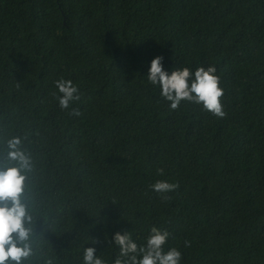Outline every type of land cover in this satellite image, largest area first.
Here are the masks:
<instances>
[{
    "label": "trees",
    "instance_id": "1",
    "mask_svg": "<svg viewBox=\"0 0 264 264\" xmlns=\"http://www.w3.org/2000/svg\"><path fill=\"white\" fill-rule=\"evenodd\" d=\"M156 56L168 72L215 67L226 116L170 110L146 80ZM61 77L82 116L60 110ZM11 135L28 138L36 234L60 223L34 264H81L83 247L112 264L105 237L143 245L153 226L180 264H264V0H0V141ZM157 180L179 185L169 200ZM85 229L96 243L77 240Z\"/></svg>",
    "mask_w": 264,
    "mask_h": 264
},
{
    "label": "clouds",
    "instance_id": "2",
    "mask_svg": "<svg viewBox=\"0 0 264 264\" xmlns=\"http://www.w3.org/2000/svg\"><path fill=\"white\" fill-rule=\"evenodd\" d=\"M215 73L216 68L212 66L198 67L194 72L188 67L168 72L163 69V57L156 56L150 62L146 80L159 89L160 96L169 102L170 110H177L181 102L187 101L200 106L202 111L215 118L223 119L226 116L221 103L224 90L219 86L220 78ZM19 85L16 83L17 87ZM54 87L57 91L52 95L56 97L62 111L69 110L81 98L77 85L71 80L61 77L54 81ZM69 115L80 117L82 112L71 108ZM27 139L26 135H11L0 141V264H34L37 248L45 242L44 231L60 225L56 221L51 225L43 223L42 231L36 234L40 216L26 190L28 174L34 167L32 155L24 147ZM156 174L163 176L164 169L157 168ZM178 187L177 183L167 180H157L150 185V189L159 194L162 200H169L166 194ZM115 203L113 201L111 204ZM86 233L87 229L78 233L77 240L78 236L89 239ZM169 237L167 230L153 226L143 245H138L132 239L130 231L123 234L115 232L111 241H107V237L105 240L118 248L112 264H180L181 252L175 247L165 249ZM184 245L190 247L191 243L185 240ZM55 260H58L57 254L48 258L45 264H54ZM81 264H105V260L96 254L94 247H83Z\"/></svg>",
    "mask_w": 264,
    "mask_h": 264
}]
</instances>
